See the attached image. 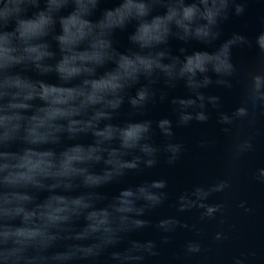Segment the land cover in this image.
Wrapping results in <instances>:
<instances>
[{"label": "clouds", "instance_id": "clouds-1", "mask_svg": "<svg viewBox=\"0 0 264 264\" xmlns=\"http://www.w3.org/2000/svg\"><path fill=\"white\" fill-rule=\"evenodd\" d=\"M103 2L0 0V264H150L179 229L194 232L184 257L205 251L202 229L179 215L154 225L147 218L169 200L167 180L146 179L112 197L101 191L161 157L174 164L185 151L168 118L155 122L164 138L159 144L151 119H117L125 105L134 115L158 94L164 101L167 91L153 87L161 79L168 89L183 82L188 90L171 99L177 127L206 123L209 105L220 109L221 97L204 89L238 83L236 106L219 111L217 122L232 138L231 165L255 149V134L243 129L264 115V29L253 36L234 32L216 46L221 25L242 16L247 0H116L101 9ZM125 32L122 51L116 37ZM171 38L213 50L181 47L174 55ZM242 48L256 55L241 78L233 50ZM255 178L264 183V167ZM230 188L229 178L218 177L180 191L172 206L214 221L226 211L217 197ZM149 227L161 234L159 242L132 238ZM213 239L226 237L217 231ZM247 259L240 253L228 264Z\"/></svg>", "mask_w": 264, "mask_h": 264}, {"label": "water", "instance_id": "water-1", "mask_svg": "<svg viewBox=\"0 0 264 264\" xmlns=\"http://www.w3.org/2000/svg\"><path fill=\"white\" fill-rule=\"evenodd\" d=\"M115 3L116 0H104L101 9L113 7ZM245 7V13L242 16L232 15L221 25L222 36L216 46L234 32L253 36L264 29V0H247ZM132 30L130 26L128 31ZM116 40L120 50H126L128 47L127 32L119 33ZM181 47L187 48L189 53L194 50H213L199 42L193 41L184 44L175 38L170 39L169 48L174 55H181L179 53ZM255 55V51L250 48L233 50V59L240 69L241 78L243 71L247 69ZM48 79L55 81L54 76ZM153 87L167 91V98L160 101L158 94L155 104L149 105L145 112L134 115H130V109L125 105L117 119L120 121L129 118L151 119L154 122L153 140L159 144L163 142L164 138L155 128V122L162 118H168L173 122L174 141L182 143L185 151L174 164H168L166 159L161 157L155 167L147 169L143 173H130L122 182L108 185L101 191L108 197H112L121 188L141 183L146 179L163 178L168 182L166 190L170 193V198L164 205L152 210L147 218L154 225L162 218L179 215L190 226L195 225L202 229L201 239L205 251L191 257H184L182 255L183 244L185 240L194 236V232L189 229H179L169 243H160L161 254L159 257L153 258L150 264H228L233 255L240 253L247 254V264H264V183L255 178L256 170L264 167V115L258 116L254 128L245 126L243 129L245 134H255L254 151L231 165L229 153L232 138L221 131L225 126L220 125L217 118L219 111H231L236 106L240 85L237 83L232 90L215 84L204 89L206 95L221 97L220 109H213L209 105L207 111L210 113V118L206 123L193 120L188 125L179 127L176 126V115L173 112L171 99L188 95V90L184 87L183 82H179L173 89H168L161 79ZM132 91L134 92L135 89ZM201 140H208L211 143L206 147H201ZM80 142L90 143L91 137H82ZM100 167L102 166H97V170ZM218 177H227L231 181V188L217 197L226 204V211L222 217L218 215L216 220L205 223L199 220L197 210L182 214L176 212L172 206L176 194L193 185L212 182ZM43 195L46 193L41 194V198ZM241 203H243V207H240ZM217 231L223 232L226 237L222 242H216L213 239ZM132 238L154 239L159 242L161 234L154 227H149L133 233ZM178 256L180 258L176 259Z\"/></svg>", "mask_w": 264, "mask_h": 264}]
</instances>
